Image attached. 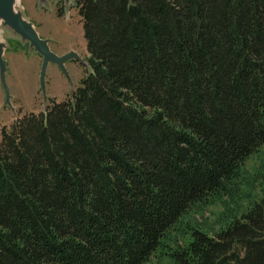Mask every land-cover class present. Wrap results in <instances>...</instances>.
I'll return each mask as SVG.
<instances>
[{"label": "trees", "instance_id": "obj_1", "mask_svg": "<svg viewBox=\"0 0 264 264\" xmlns=\"http://www.w3.org/2000/svg\"><path fill=\"white\" fill-rule=\"evenodd\" d=\"M77 8L91 72L2 129L0 264H264V197L166 243L264 147V0Z\"/></svg>", "mask_w": 264, "mask_h": 264}, {"label": "rangeland", "instance_id": "obj_2", "mask_svg": "<svg viewBox=\"0 0 264 264\" xmlns=\"http://www.w3.org/2000/svg\"><path fill=\"white\" fill-rule=\"evenodd\" d=\"M75 3L76 0H46L44 3L42 0H18V10L34 24L42 38L50 41L54 52L62 56L73 49L83 61L77 60L74 62L78 63L66 66L69 76L50 64L46 77V98L40 85L43 57L29 43L1 28V39L6 43V79L11 99L7 104L0 79V142L3 128L10 129L24 115L45 112L51 99L65 100L91 72L82 17ZM263 197L264 147L245 162L225 193L210 197L206 204L193 206L170 232L166 243L171 246L183 243L191 227H200L214 235ZM150 264H170V260L159 251Z\"/></svg>", "mask_w": 264, "mask_h": 264}, {"label": "water", "instance_id": "obj_3", "mask_svg": "<svg viewBox=\"0 0 264 264\" xmlns=\"http://www.w3.org/2000/svg\"><path fill=\"white\" fill-rule=\"evenodd\" d=\"M45 1L42 0V3ZM1 28L6 29L8 34L11 32L23 42L29 43L30 47L43 57L40 85L45 98L47 69L50 64L58 66L63 74L69 76L66 64L71 60H80L83 62L75 52L60 56L52 51L49 44L50 41L42 38L34 24L25 18L23 12L18 10V0H0V30ZM5 52L6 43L2 41L0 32V79L6 93V103L10 104L11 93L6 79L8 66L5 59Z\"/></svg>", "mask_w": 264, "mask_h": 264}, {"label": "flooded vegetation", "instance_id": "obj_4", "mask_svg": "<svg viewBox=\"0 0 264 264\" xmlns=\"http://www.w3.org/2000/svg\"><path fill=\"white\" fill-rule=\"evenodd\" d=\"M77 1L78 0H76V3H75V7L77 8ZM78 9V8H77ZM78 11H79V9H78ZM41 36V35H40ZM51 47V46H50ZM52 49V48H51ZM52 51H54L53 49H52ZM70 52H75V53H77L76 51H74L73 49L72 50H68V51H66L64 54H67V53H70ZM56 53V52H55ZM57 54V53H56ZM64 54H62V55H64ZM59 55V54H58ZM74 61H77V60H71V61H69L67 64H66V66L68 65V64H75V63H78V62H74ZM54 66H56V65H54ZM58 67V66H57ZM59 69V68H58ZM60 70V69H59ZM61 71V70H60Z\"/></svg>", "mask_w": 264, "mask_h": 264}]
</instances>
